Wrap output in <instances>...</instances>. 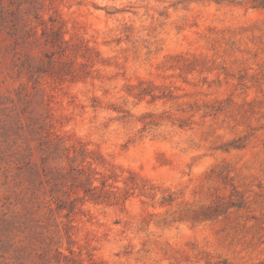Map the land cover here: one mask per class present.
I'll return each instance as SVG.
<instances>
[{"label": "rangeland", "instance_id": "obj_1", "mask_svg": "<svg viewBox=\"0 0 264 264\" xmlns=\"http://www.w3.org/2000/svg\"><path fill=\"white\" fill-rule=\"evenodd\" d=\"M0 264H264V0H0Z\"/></svg>", "mask_w": 264, "mask_h": 264}]
</instances>
